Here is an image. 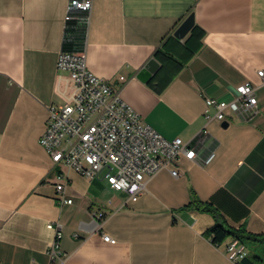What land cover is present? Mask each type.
<instances>
[{"label": "crops", "instance_id": "obj_1", "mask_svg": "<svg viewBox=\"0 0 264 264\" xmlns=\"http://www.w3.org/2000/svg\"><path fill=\"white\" fill-rule=\"evenodd\" d=\"M70 2L0 0V264H51L49 222L62 226L63 258L53 264H233L225 254L233 236L214 243V215L187 205L210 202L232 228L264 233V0H94L75 12L86 21L88 68L145 123L198 150L180 158L181 176L163 169L135 199L103 172L90 179L54 163L40 143L49 106L72 95L69 72L57 68ZM192 12L193 28L176 37ZM152 58L156 70L139 77ZM248 81L257 86L252 118L228 109L226 119L206 120V97L231 101ZM60 181L70 204L59 202Z\"/></svg>", "mask_w": 264, "mask_h": 264}, {"label": "built area", "instance_id": "obj_2", "mask_svg": "<svg viewBox=\"0 0 264 264\" xmlns=\"http://www.w3.org/2000/svg\"><path fill=\"white\" fill-rule=\"evenodd\" d=\"M93 1L71 0L67 20L75 19L77 10L89 12ZM57 68L69 72L72 95L63 104L49 106L46 128L40 137L41 145L54 163L63 162L90 179L103 172L112 189L125 191L135 199L144 192L147 178L163 169L181 176L180 158L194 160L198 156L196 145L181 137L168 139L145 123L142 115L124 100L120 90L88 68L84 51L63 48ZM257 73L264 83V68ZM256 90L257 86L248 81L237 87L238 95L231 101L206 97V120L226 119L228 109L233 119L249 120L258 111ZM203 133L208 134V129L204 128ZM66 187V181L57 183L61 204L73 202V198L66 196ZM95 216L100 223L107 217L103 211ZM48 227L55 230L49 251L53 264L63 258L62 226L60 222H49ZM103 238L117 242L106 232ZM225 254L233 264H240L248 255V246L233 236L226 243Z\"/></svg>", "mask_w": 264, "mask_h": 264}, {"label": "trees", "instance_id": "obj_3", "mask_svg": "<svg viewBox=\"0 0 264 264\" xmlns=\"http://www.w3.org/2000/svg\"><path fill=\"white\" fill-rule=\"evenodd\" d=\"M85 20L70 21L67 28L64 48L81 52L85 48ZM84 23V24H83ZM187 207H195L199 210L211 212L216 218L213 227L207 232V235L216 244L222 243L231 236L239 237L248 247L252 249L241 262L242 264H264V233L253 234L248 232L245 228L235 229L229 226L219 212V210L210 202L192 198ZM256 248V249H255Z\"/></svg>", "mask_w": 264, "mask_h": 264}, {"label": "water", "instance_id": "obj_4", "mask_svg": "<svg viewBox=\"0 0 264 264\" xmlns=\"http://www.w3.org/2000/svg\"><path fill=\"white\" fill-rule=\"evenodd\" d=\"M195 24V13H190L185 20L179 25V27L175 31V36L178 38H184L186 34L193 28ZM158 66V61L155 58L150 59L144 68L139 72L138 76L144 78L149 75L151 72H154ZM229 124L228 121L224 122V125L227 126Z\"/></svg>", "mask_w": 264, "mask_h": 264}]
</instances>
